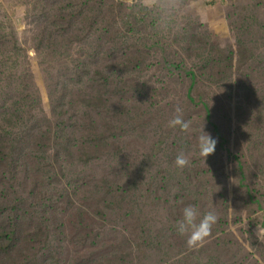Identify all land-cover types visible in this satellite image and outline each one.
Segmentation results:
<instances>
[{"label": "rangeland", "instance_id": "1", "mask_svg": "<svg viewBox=\"0 0 264 264\" xmlns=\"http://www.w3.org/2000/svg\"><path fill=\"white\" fill-rule=\"evenodd\" d=\"M186 3L162 30L138 0H0V156L19 164L23 196L46 195L48 213L71 216L55 264H264V0ZM73 78L91 108L37 134ZM34 100L47 116L28 112ZM177 107L186 132L168 126ZM202 128L218 141L205 162ZM190 205L197 223L217 216L193 248L177 228ZM127 215H140L142 229L125 235Z\"/></svg>", "mask_w": 264, "mask_h": 264}, {"label": "trees", "instance_id": "2", "mask_svg": "<svg viewBox=\"0 0 264 264\" xmlns=\"http://www.w3.org/2000/svg\"><path fill=\"white\" fill-rule=\"evenodd\" d=\"M14 47L16 49L21 48L19 45H15ZM256 48H264V36L259 37ZM115 54L116 52H114ZM85 71L89 72V70ZM78 74L80 76L81 72L79 71ZM195 79L196 75L192 78V84H195ZM108 81L109 79L107 78L106 84ZM79 82L80 79L76 82V78H73V85L71 84L70 86L69 96L68 93L63 92L64 94L59 102L60 108L56 110L51 128L47 130L40 129L37 134H44L49 130H54L58 124H71L81 111L84 112L88 108H91L94 99L93 95H91L86 86L80 85ZM232 83L231 80L227 81L225 86L232 88ZM189 99L190 101H195L190 92ZM203 104L208 106L206 102H203ZM8 105H12V102ZM39 109L47 116V110L37 100L28 104V112L30 113H34ZM206 114L209 118L210 111L208 110ZM46 120L50 124V119L46 118ZM63 133L61 135L63 147L69 148L73 144L74 139L70 138V135L65 130H63ZM74 133L75 131H73V135ZM69 152L74 154L76 149H70ZM43 153L44 156L39 157V159L42 165L41 171L45 175V172L49 173L53 165L51 162H48L50 156L47 155V151L44 150ZM234 157L237 158L236 155ZM237 159L239 160L242 181H244L247 178L245 163L239 158ZM0 167V182H3L5 185V192L0 194V264H43V260L47 261L48 264H55L61 256L59 253L60 241L62 243L65 241V229L70 228L69 221L71 216L64 215L61 220H58L55 214L48 213L46 207H42L46 195L39 201H35V203L30 201L29 197L23 196L20 191H24V188L18 177L20 172L19 164L9 158L8 154L1 152ZM46 167L47 171L45 170ZM61 175L64 176L62 173ZM33 191L31 190L29 194ZM247 191L249 192L250 200H253L250 188H247ZM71 202L72 200L69 204ZM56 203L59 205V202ZM39 207H41V210L37 209ZM133 216L134 219L130 221V215H127L129 220L123 229L125 235L135 233L136 224L140 229H142L141 226H144L145 222H142L140 215ZM161 248L163 253H165L163 247ZM61 252L63 253V250Z\"/></svg>", "mask_w": 264, "mask_h": 264}, {"label": "clouds", "instance_id": "3", "mask_svg": "<svg viewBox=\"0 0 264 264\" xmlns=\"http://www.w3.org/2000/svg\"><path fill=\"white\" fill-rule=\"evenodd\" d=\"M140 7L152 12L157 18V26L162 30H166L179 16L187 11L186 0H138ZM176 115L168 122L170 128L179 126L181 131H188L190 121L182 118V109L176 108ZM217 139H214L209 133L201 131L198 137L199 155L206 158L214 154ZM189 163L188 157L181 153L176 157L175 164L179 168H184ZM199 213L193 206L183 209L182 219L178 222L177 228L181 235L188 234V246L190 248L201 246L204 240L211 235V229L217 222V216L214 212H207L197 223ZM264 228H258L257 237Z\"/></svg>", "mask_w": 264, "mask_h": 264}]
</instances>
